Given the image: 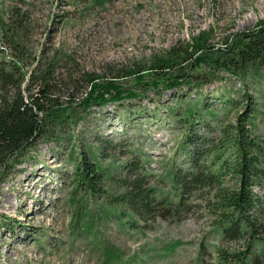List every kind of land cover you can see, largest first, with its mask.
Instances as JSON below:
<instances>
[{
    "label": "rangeland",
    "instance_id": "374dc122",
    "mask_svg": "<svg viewBox=\"0 0 264 264\" xmlns=\"http://www.w3.org/2000/svg\"><path fill=\"white\" fill-rule=\"evenodd\" d=\"M261 21L264 0H0V63L21 65L25 79H57L55 97L76 106L89 75L123 76L132 89L127 71L150 69L175 48L185 54L202 34L210 49L227 50ZM201 73L200 82L173 89L152 88L147 77L139 98L92 107L65 139L36 140L13 160L0 177V264H238L248 242L223 238L214 195L239 189L232 169L240 119L257 142L253 155H264V65ZM189 107L195 118L181 121ZM196 152L204 175L217 180L177 208L173 176L186 173ZM82 157L106 171L95 196L78 180ZM130 159L176 208L168 219L144 222L116 205ZM258 163L253 190L264 197L263 156Z\"/></svg>",
    "mask_w": 264,
    "mask_h": 264
},
{
    "label": "trees",
    "instance_id": "16d2710c",
    "mask_svg": "<svg viewBox=\"0 0 264 264\" xmlns=\"http://www.w3.org/2000/svg\"><path fill=\"white\" fill-rule=\"evenodd\" d=\"M205 35L198 36L194 43L187 45L185 54L179 48L172 49L163 59L155 60L150 69L127 71V76L135 78L137 87L145 85L147 77H150L152 88L158 89L159 82H162L167 89H173L184 84L191 85L194 80L200 82L205 74L201 72L206 68L211 73L225 70L234 74L237 71L244 72L249 67L260 68L264 65V21L259 22L252 32L238 34L227 50L207 47L203 40ZM188 61L190 63L185 66ZM9 67L12 75L7 72ZM185 68L189 72L183 74ZM22 71L23 67L17 63H0V177L6 173L10 163L21 156L34 141L54 138L60 142L65 139L63 134L67 126L76 121L79 114L88 112L92 107L140 97L137 87L129 89L119 83L117 78L123 76L110 78L89 75L85 79L86 96L76 106H63L55 97L57 79L36 77L34 74L25 79ZM115 71L119 76L123 69ZM192 72L197 75L193 76ZM13 75L18 78L12 79ZM76 83L78 82L75 81ZM196 114L195 109L189 107L180 120L190 122ZM244 123L245 120L240 119L237 137L233 141L240 159L232 169L238 174L239 189L231 192L220 187L214 198L216 207L220 209L223 238L248 242L238 264H264V218L258 214L264 208V197L253 190L254 185L260 184L259 178L263 175L258 171V156L264 155H253L257 142L246 135L242 127ZM192 141L194 140L189 143ZM213 152L210 150L200 156L205 157ZM197 154L199 153L192 156L191 167L184 175L175 173L173 176V187L178 192L177 208L186 204V194L197 189L201 191L205 183L211 185L217 180V175H204L206 165L199 164ZM138 163L130 159L124 165L123 169L127 173L123 182L118 184L122 192L115 199L116 205L126 207L132 215L144 222L157 217L168 219L176 208L167 199H163L156 188L149 185L148 175L139 174ZM76 173L79 182L86 185V190L92 196H95L97 184L104 182L107 176L106 171L97 164L88 163L85 157H82Z\"/></svg>",
    "mask_w": 264,
    "mask_h": 264
}]
</instances>
